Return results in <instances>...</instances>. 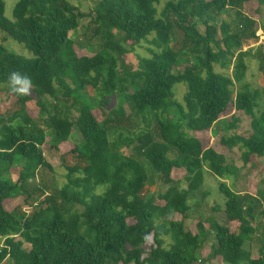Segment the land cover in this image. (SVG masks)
<instances>
[{
    "label": "trees",
    "instance_id": "16d2710c",
    "mask_svg": "<svg viewBox=\"0 0 264 264\" xmlns=\"http://www.w3.org/2000/svg\"><path fill=\"white\" fill-rule=\"evenodd\" d=\"M163 1L97 0L85 15L69 0H17L11 21L0 0V31L31 55L0 43V93L14 99L0 111V264H194L211 238L209 260L264 264V246L256 256L244 247L264 231V190L226 185L241 168L198 137L233 110L221 146L248 173L264 165L262 92L243 82L251 56L244 45L259 39L264 48L246 5L256 1L263 19L264 0H171L158 10ZM225 13L230 22L217 26ZM86 18L84 37L99 50L80 57L69 34ZM142 43L149 56L128 61ZM12 71L32 79L30 96L8 91ZM85 90L95 91L92 101L81 98ZM110 97L123 104L105 114ZM74 132L79 145L70 144ZM46 153L66 172L61 186ZM206 174L220 182L225 224H191L189 201ZM16 199L23 207L5 208Z\"/></svg>",
    "mask_w": 264,
    "mask_h": 264
},
{
    "label": "rangeland",
    "instance_id": "374dc122",
    "mask_svg": "<svg viewBox=\"0 0 264 264\" xmlns=\"http://www.w3.org/2000/svg\"><path fill=\"white\" fill-rule=\"evenodd\" d=\"M4 1V16L8 20H13L12 19V11L17 3V0H3ZM73 5H75L78 10L83 13V14H88L92 11L94 8L95 4L97 3V0H69ZM166 1H171V0H164L161 5L158 6V10H161L163 5L165 4ZM257 2L253 1L249 4L246 5V14L248 17L253 18L255 22H257V33L263 34L264 37V18L261 19L258 15H256L255 11L257 9ZM224 20L227 22H230V17L228 16V13H225L222 15L217 23V26L220 25V22ZM89 21V18L82 19L80 21V26L79 29L75 33H70V38L74 42V49L77 53L78 56L83 57H91L93 56L96 52H98L99 47L98 43L95 41L88 42L86 38L84 37V32L86 31L84 27L87 25ZM116 36L120 38L121 34L115 32ZM6 39L4 41L3 39ZM183 39L181 36L176 35V44L175 48L179 49L180 47L183 46L182 43ZM260 40L258 39L257 41L255 40H250L244 45L243 51H250L251 56H249L246 60V77L243 82H248L250 83L251 87L253 89H258L262 92V100L260 101L261 105H264V77L262 71H260V66L262 65L261 62V57L264 55V48H261L260 45ZM0 43H3V45L7 48V50L17 56L29 58L31 55L30 53L24 49L22 45H19L15 41H13L10 38H7L1 31H0ZM151 46L148 45L147 43H142L141 47H136L135 52L131 53L128 56V61H131L132 63H137V55L140 57H146L149 56L148 48ZM195 55L192 56L191 60L195 62L194 59ZM215 70L217 72L222 73L223 71L219 69L218 66H215ZM240 85V84H239ZM1 90H4L3 86H0ZM236 91L238 90V87L236 86ZM186 92V87L183 84H179L175 86L174 89V96L175 100L179 103L183 102V96ZM81 98H83L86 101H92L94 99V96L96 95L95 91L91 90H85V92H82ZM110 104L109 105H104L103 111L105 114H108L110 111L114 110V108H117L120 104H123L122 99L117 98V97H110ZM12 103H14V99L8 97L6 93L1 92L0 93V111H3L4 109L8 108ZM128 106L124 105V109L127 111L130 109ZM33 107V105H31ZM31 109V108H30ZM233 114V110L230 112L229 110L227 111L226 114H224L218 123H216L213 128L202 134L198 135V137H203V138H208L210 139V145L211 147L218 153L224 155V157L227 159L228 164L234 165L238 169L241 168V172L238 176V179L235 182L232 180L224 181V183L228 186H233L234 185V191L239 192V193H256V191H262L264 190V165L259 166L258 170L255 173H248L246 168H242V162L238 158L236 154L233 153H228L226 150L221 146L220 144V139L223 135L227 134L226 131V123L225 119L229 117V115ZM133 115V114H132ZM137 120H134V125H139L137 123ZM243 127H246V123H243ZM136 128V127H135ZM230 132H228L229 134ZM194 135V134H191ZM195 136V135H194ZM82 143V138L79 135V133L74 132L71 135L70 138V144H81ZM46 158L49 164L53 167L55 171V180L57 182L58 186H61L65 182V170L61 167L60 162L58 161V158L50 153H46ZM253 163L256 161L251 160ZM20 165H23L24 162L20 161ZM173 176L177 178L178 180H181L183 178V174L181 171H176ZM39 179V177H38ZM38 179L33 182V184L38 182ZM12 180L15 181L16 177L12 176ZM219 181L210 176L209 174L205 175V181L203 183V186L199 190V192L192 194L191 200L189 201L190 205V212L189 216L193 221L191 224H195L197 220L203 221V222H211L210 220H216L220 223L225 224V219H224V199L223 197L219 194L218 188H219ZM184 185V184H183ZM185 186V185H184ZM153 189L155 191H160L162 188L155 184L153 186ZM31 191V189H29ZM205 194V197H203L202 194ZM22 200L16 199L11 202L6 203L4 206L8 210H12V208L17 207V206H22ZM23 207V206H22ZM213 209H216L218 211H213ZM25 211V209H24ZM209 220V221H208ZM195 222V223H194ZM195 228L192 227V231H194ZM261 232L256 233L251 240H247L245 242V249L250 251L253 255H258L259 250L264 246V231L262 228H260ZM167 241H169L167 239ZM212 244V238L207 242L205 247L202 249V251L198 254L197 256V261L194 264H223L221 260L219 259H212L209 260L208 255L210 253V245ZM25 249H30V246L28 244H24ZM152 245L151 243H147L144 247V255L142 256L143 258L147 256L149 251L151 250ZM215 260V261H214Z\"/></svg>",
    "mask_w": 264,
    "mask_h": 264
},
{
    "label": "clouds",
    "instance_id": "9594fccd",
    "mask_svg": "<svg viewBox=\"0 0 264 264\" xmlns=\"http://www.w3.org/2000/svg\"><path fill=\"white\" fill-rule=\"evenodd\" d=\"M6 87L8 91L17 96L31 95L33 81L27 75L18 71H12L7 78Z\"/></svg>",
    "mask_w": 264,
    "mask_h": 264
}]
</instances>
